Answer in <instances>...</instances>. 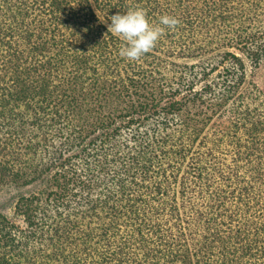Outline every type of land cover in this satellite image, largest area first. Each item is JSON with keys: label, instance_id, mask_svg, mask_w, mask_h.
Wrapping results in <instances>:
<instances>
[{"label": "trees", "instance_id": "obj_1", "mask_svg": "<svg viewBox=\"0 0 264 264\" xmlns=\"http://www.w3.org/2000/svg\"><path fill=\"white\" fill-rule=\"evenodd\" d=\"M0 196V264H264V0H0Z\"/></svg>", "mask_w": 264, "mask_h": 264}, {"label": "clouds", "instance_id": "obj_2", "mask_svg": "<svg viewBox=\"0 0 264 264\" xmlns=\"http://www.w3.org/2000/svg\"><path fill=\"white\" fill-rule=\"evenodd\" d=\"M108 33L123 43L119 56L128 61H139L158 44L166 30H175L180 21L170 15H162L159 23L153 24L141 7L130 8L125 13L117 12L110 17Z\"/></svg>", "mask_w": 264, "mask_h": 264}, {"label": "rangeland", "instance_id": "obj_3", "mask_svg": "<svg viewBox=\"0 0 264 264\" xmlns=\"http://www.w3.org/2000/svg\"><path fill=\"white\" fill-rule=\"evenodd\" d=\"M1 197V196H0Z\"/></svg>", "mask_w": 264, "mask_h": 264}]
</instances>
